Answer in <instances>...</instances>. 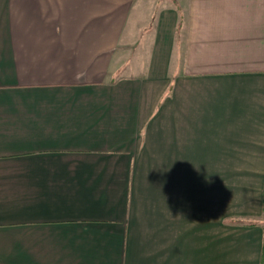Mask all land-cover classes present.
I'll return each instance as SVG.
<instances>
[{
    "label": "crops",
    "instance_id": "crops-1",
    "mask_svg": "<svg viewBox=\"0 0 264 264\" xmlns=\"http://www.w3.org/2000/svg\"><path fill=\"white\" fill-rule=\"evenodd\" d=\"M263 197L264 0H0V264H264Z\"/></svg>",
    "mask_w": 264,
    "mask_h": 264
},
{
    "label": "trees",
    "instance_id": "trees-1",
    "mask_svg": "<svg viewBox=\"0 0 264 264\" xmlns=\"http://www.w3.org/2000/svg\"><path fill=\"white\" fill-rule=\"evenodd\" d=\"M263 202H264V197H263ZM263 209H264V207H263Z\"/></svg>",
    "mask_w": 264,
    "mask_h": 264
},
{
    "label": "rangeland",
    "instance_id": "rangeland-1",
    "mask_svg": "<svg viewBox=\"0 0 264 264\" xmlns=\"http://www.w3.org/2000/svg\"><path fill=\"white\" fill-rule=\"evenodd\" d=\"M234 210V209H233ZM234 212V211H233Z\"/></svg>",
    "mask_w": 264,
    "mask_h": 264
}]
</instances>
